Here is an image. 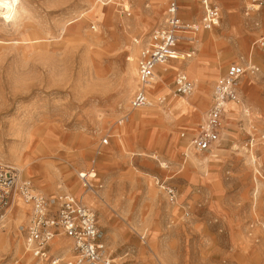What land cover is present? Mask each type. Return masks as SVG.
Returning <instances> with one entry per match:
<instances>
[{
  "label": "rangeland",
  "instance_id": "1",
  "mask_svg": "<svg viewBox=\"0 0 264 264\" xmlns=\"http://www.w3.org/2000/svg\"><path fill=\"white\" fill-rule=\"evenodd\" d=\"M7 1L21 16L0 14V163L42 193L80 199L119 264H264V50L251 54L260 72L241 79L242 105L223 115L218 146L197 153L180 137L195 132L215 80L264 36L259 15L244 17L241 0H219L225 30L200 33L193 58L159 67L153 106L129 112L139 52L163 23L166 0H131L129 17L96 0ZM194 7L183 20L199 18ZM180 72L194 91L171 98ZM162 95L167 108L157 102ZM90 169L94 189L78 178ZM157 181L177 190L178 205ZM27 215L18 202L0 226V264H31L18 229ZM63 243L59 251L71 259Z\"/></svg>",
  "mask_w": 264,
  "mask_h": 264
},
{
  "label": "built area",
  "instance_id": "2",
  "mask_svg": "<svg viewBox=\"0 0 264 264\" xmlns=\"http://www.w3.org/2000/svg\"><path fill=\"white\" fill-rule=\"evenodd\" d=\"M200 7V16L192 22L181 17L182 0H166L165 18L161 25L150 32L140 49L136 64L137 89L129 101V112L138 111L151 106L150 89L155 83L157 67H165L171 61H183L195 56L198 46V35L202 32L222 30V15L219 4L215 0H196ZM243 15L250 19L264 11V0H241ZM96 4L116 10L126 17L131 15V0H96ZM255 27L261 25L255 22ZM91 30L96 31L92 24ZM192 47L188 52L180 53L179 46ZM135 44H139L134 40ZM255 49L264 50V36L254 41L248 57H241L238 62L231 63L224 74L214 83L211 91V102L203 114L196 133L190 136L188 148L197 153H206L216 148L220 142L222 117L231 103L242 105L238 93V85L245 75L256 76L260 69L252 62ZM194 91V83L182 73L175 76L170 90L171 98H187ZM169 96L157 98L159 105L169 107ZM128 114L117 121L118 126L128 121ZM180 137L185 139V134ZM110 135L101 139L95 151V158L102 154L101 148L109 144ZM264 140V136L261 137ZM253 137L249 143L252 145ZM94 169L80 173L79 180L83 187L94 189L90 180L94 178ZM157 181L167 202L178 205L177 190ZM18 202L28 208L26 222L20 226L24 255H28L31 264H119L112 256L104 240V233L98 226L95 213L72 194L58 192L47 195L34 187L28 179H23L19 172L10 165L0 163V226H4L8 215ZM188 216L189 211L184 210ZM56 240L67 242V251L72 255L66 259L62 250H52Z\"/></svg>",
  "mask_w": 264,
  "mask_h": 264
},
{
  "label": "crops",
  "instance_id": "3",
  "mask_svg": "<svg viewBox=\"0 0 264 264\" xmlns=\"http://www.w3.org/2000/svg\"><path fill=\"white\" fill-rule=\"evenodd\" d=\"M185 1H187V0H184V2H185ZM215 1L219 4V6H220V8H221V5H220L219 0H215ZM184 2L181 4V5H182V6H181V17L184 16V14H187V15L189 14V15H190L191 13H193V12L195 11V7H194V9H192L191 7H193L194 5L197 6V9L200 8V7L198 8L199 5H197V2H196L195 0H189V2H188V3H189V4H188V7H189V8H188V9H185V8H184ZM190 4H191V5H190ZM196 11H197V10H196ZM199 13H200V12H199ZM182 19H183V17H182ZM197 19H198V18H197ZM184 21H186V20L184 19ZM194 21H195V20H194ZM260 21H261V25H262V23H264V11L261 12ZM186 22H192V21H186ZM223 24H224V22H223ZM224 26H225V25H224ZM222 30H223V29H222ZM224 30H225V29H224ZM224 30H223V31H224ZM212 32H213V31H212ZM202 33H204V32H202ZM208 33H209V32H208ZM259 38H260V37H259ZM178 50L180 51V53H182V52H181V47H178ZM184 53H185V52H184ZM248 56H249V55H248ZM251 58H252V57H251ZM176 61H177V60H176ZM179 61H180V60H179ZM172 62H173V61L169 62V63L165 66V69H166L167 67H169L170 63H172ZM233 63H234V62H233ZM254 64H255V63H254ZM255 65H256V64H255ZM256 66H257V65H256ZM158 69H159V67H157V69H156V78H161L160 76H158V72L161 73V71H159ZM162 69H164V67H162ZM180 73H182V72H180ZM177 74H179V73H177ZM177 74H176V75H177ZM182 74H184V73H182ZM223 74H224V73H223ZM176 75H175V76H176ZM221 75H222V74H221ZM221 75H220V76H221ZM220 76H219V77H220ZM219 77H218V78H219ZM174 78H175V77H174ZM203 78H206V77H202V78H201V79L203 80L202 82H204V79H203ZM218 78H217V79H218ZM217 79H216V80H217ZM216 80H215V81H216ZM156 83H157V82H156V79H155V83H154V84H156ZM214 83H215V82H214ZM154 84L152 85V87L154 86ZM213 85H214V84H213ZM152 87H151V89H150V93H151V91H152ZM212 87H213V86H212ZM210 102H211V95H210ZM191 105H192L193 107H196V106H200V107H201V104H200L199 102H196V103H194V104L192 103ZM230 105H232V103L229 104V105L227 106V110L231 108ZM209 106H210V104H209ZM208 108H209V107H208ZM207 110H208V109H207ZM201 121H202V116H201V118H200V121H199L198 125L201 123ZM198 125H197V126H198ZM197 126H196V129H197ZM195 133H196V130H195V132L193 133V135H194ZM181 134H184V133H181ZM191 136H192V135H191ZM185 137H186L185 139L187 140L190 136H186V135H185ZM187 156H188V155H187ZM85 173H86V172H85ZM95 176H96V174L94 175V178H95ZM94 178H92L91 180H93ZM91 180H90V182H91ZM57 243H58V244H57ZM60 244H62L61 241L56 242V243L53 245L52 249H53V250H55V249L58 250V246H62V245H60Z\"/></svg>",
  "mask_w": 264,
  "mask_h": 264
},
{
  "label": "bare ground",
  "instance_id": "4",
  "mask_svg": "<svg viewBox=\"0 0 264 264\" xmlns=\"http://www.w3.org/2000/svg\"><path fill=\"white\" fill-rule=\"evenodd\" d=\"M191 5V4H190ZM7 13V14H9V15H12V14H14L13 15V18H14V21L15 20H18V19H20V14L18 13V11L16 10V9H14L13 7H12V5L7 1V0H0V14L1 13ZM34 37V36H33ZM33 41H34V38H33ZM189 42H186L185 44H188ZM130 67H132V68H134V71H135V67H134V64H130ZM164 69H165V67H164ZM164 69H163V72H164ZM201 100H198V102H200ZM237 105V104H236ZM153 106V103H151V106L150 107H152ZM190 148H188L187 150H189ZM191 159H192V161L195 163V162H197V159L192 155L191 156ZM198 163V162H197ZM89 189V188H88ZM21 203V202H20ZM23 205V204H22ZM10 213H12V211L10 212ZM56 242H58V240H56L55 242H53V244H52V247H53V245L56 243ZM58 244V243H57ZM60 245H62V246H64V243L62 242V244H60ZM61 247V246H60ZM66 249V248H65ZM65 249H64V251H65ZM53 250V249H52ZM56 250V249H55Z\"/></svg>",
  "mask_w": 264,
  "mask_h": 264
}]
</instances>
